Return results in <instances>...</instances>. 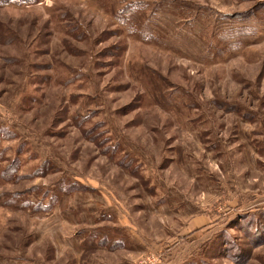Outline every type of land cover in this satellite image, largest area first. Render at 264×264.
<instances>
[{"label": "rangeland", "instance_id": "obj_1", "mask_svg": "<svg viewBox=\"0 0 264 264\" xmlns=\"http://www.w3.org/2000/svg\"><path fill=\"white\" fill-rule=\"evenodd\" d=\"M0 264H264V0H0Z\"/></svg>", "mask_w": 264, "mask_h": 264}]
</instances>
